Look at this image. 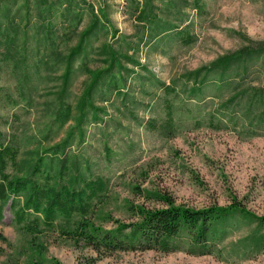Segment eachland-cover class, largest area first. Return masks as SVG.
<instances>
[{
	"label": "rangeland",
	"instance_id": "obj_1",
	"mask_svg": "<svg viewBox=\"0 0 264 264\" xmlns=\"http://www.w3.org/2000/svg\"><path fill=\"white\" fill-rule=\"evenodd\" d=\"M198 5L0 0V129L18 142V166L12 170L17 176L66 140L70 166L109 178L102 210L114 218L128 221L130 203L160 206L133 186L164 191L177 204L198 208L226 206L235 198L253 216L233 211L216 223V243L208 254L128 250L94 260L92 249L53 231L25 233L6 206L0 264H31L38 257L64 264H264V59L233 66L225 85L213 74H201L202 89L194 91L191 77L250 40H264V0H198ZM95 17L97 25L84 37ZM164 22L188 30L192 41L184 44L162 32ZM81 39L83 49L66 83L67 55ZM111 49L125 68L114 66L115 83L106 77L92 90L98 117L85 104L80 120L92 72L107 67ZM159 81L171 83L174 91H163ZM6 92L10 101L2 96ZM166 104L173 111L174 136L146 123L163 120Z\"/></svg>",
	"mask_w": 264,
	"mask_h": 264
},
{
	"label": "trees",
	"instance_id": "obj_2",
	"mask_svg": "<svg viewBox=\"0 0 264 264\" xmlns=\"http://www.w3.org/2000/svg\"><path fill=\"white\" fill-rule=\"evenodd\" d=\"M193 1L194 8H197L198 0ZM97 22L95 17L83 33L84 37L90 34ZM162 32L170 33L171 38L184 44L192 41L188 30L170 22H164ZM7 42L11 44L12 38ZM82 49L83 39L67 55V66L63 74L66 83L70 77L71 63ZM114 51L111 49L109 52L106 68L92 72L91 81L81 102L80 120L85 114V104L93 108L94 118L98 117V108L91 103L92 90L106 77L112 78L115 83L111 73L114 66L125 68ZM253 58L264 59V40H250L208 65L195 69L191 72V77L197 82L194 91L202 89L205 78L200 79L201 74L205 77L213 74L222 85L229 84L228 81L232 79L229 77V70ZM158 83L165 92L170 93L175 89L171 83ZM117 92L121 93L119 89ZM257 95L261 96V93ZM2 96L11 100V95L7 92L2 93ZM261 117L264 120V109ZM146 123L150 128L158 129L164 136H174L177 129L169 104H166L163 120H147ZM65 142L66 140L51 149L53 152L48 157L39 156L24 175L17 176L12 170H17L18 166V142L0 129V221L4 208L8 206L12 221L25 233L34 236L43 230L53 231L65 239L92 249L96 252L95 260L104 255L128 250H157L166 253L183 249L194 255L208 254L216 243V223L227 218L233 211L253 216L235 198L226 206L214 203L198 208L177 204L171 194L164 191L133 186L139 196L156 201L160 206L130 203L126 208L128 221L114 218L111 213L102 210V205L108 198L109 178L81 172L77 163L70 166L64 151ZM88 169L87 167L86 170ZM260 220L264 221V217ZM106 223L110 225L106 226ZM31 264L64 263L56 258L38 257L32 258Z\"/></svg>",
	"mask_w": 264,
	"mask_h": 264
}]
</instances>
